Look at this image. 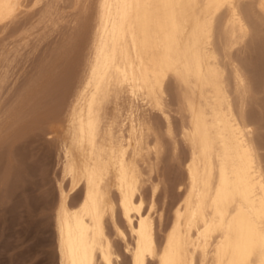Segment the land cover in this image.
<instances>
[{
  "label": "bare ground",
  "instance_id": "6f19581e",
  "mask_svg": "<svg viewBox=\"0 0 264 264\" xmlns=\"http://www.w3.org/2000/svg\"><path fill=\"white\" fill-rule=\"evenodd\" d=\"M94 2L95 12L91 5L79 19L87 38L68 68L72 97L53 117L62 153L54 214L60 264H264V114L249 108L258 89L244 72L252 62L232 50L245 43L264 54V0ZM22 3L0 0V22ZM6 78L0 72V88ZM171 90L189 153L184 190L159 241L155 200L145 207L143 187L164 142L147 110L161 111L172 135ZM25 98L4 109L0 100V133Z\"/></svg>",
  "mask_w": 264,
  "mask_h": 264
},
{
  "label": "rangeland",
  "instance_id": "374dc122",
  "mask_svg": "<svg viewBox=\"0 0 264 264\" xmlns=\"http://www.w3.org/2000/svg\"><path fill=\"white\" fill-rule=\"evenodd\" d=\"M94 1L22 0L17 15L0 22V72L7 70V78L0 88L1 106L17 105L18 98L26 95L19 115L10 119V125L7 123L0 133V264H60L54 214L60 199L62 153L53 117L72 97L75 79L68 68L78 50H84L87 38V35L85 40L82 37L86 33L78 34L84 23L79 19L90 15L92 8L91 14L95 12ZM78 40L80 46H76ZM243 44H237L236 49L234 46L232 53L237 55L240 51L252 62L251 68L247 66L244 72L258 89L254 90L256 102L249 108L257 115L264 114V75L259 77L253 70L254 61L263 71L264 54ZM176 101L174 92L169 93L168 112L176 132L172 135L166 132L167 117L159 110H147L164 142L160 155L152 154L153 166L146 165L151 180L143 187L145 207L155 200L159 241L173 220L175 204L186 183L184 164L189 147L180 132L184 116ZM260 131L264 141V126ZM261 152L264 160L263 145ZM65 181L68 186V180ZM150 181L158 183L155 191ZM81 194L82 188L76 189L71 200L78 201ZM118 218L123 222L120 211ZM110 229L113 232L112 226ZM114 237L123 263H127L129 255L123 250V242L119 236Z\"/></svg>",
  "mask_w": 264,
  "mask_h": 264
}]
</instances>
